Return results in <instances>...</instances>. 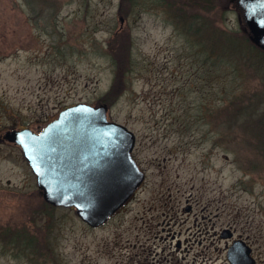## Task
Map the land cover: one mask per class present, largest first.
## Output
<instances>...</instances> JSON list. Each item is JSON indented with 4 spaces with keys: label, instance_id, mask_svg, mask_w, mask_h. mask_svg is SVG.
I'll return each instance as SVG.
<instances>
[{
    "label": "rangeland",
    "instance_id": "1",
    "mask_svg": "<svg viewBox=\"0 0 264 264\" xmlns=\"http://www.w3.org/2000/svg\"><path fill=\"white\" fill-rule=\"evenodd\" d=\"M160 2L0 0V264H230L214 231L264 264V50L230 0L186 6L248 52L212 67L173 23L179 1ZM78 102L107 104L144 172L96 227L46 203L20 146L2 139Z\"/></svg>",
    "mask_w": 264,
    "mask_h": 264
},
{
    "label": "water",
    "instance_id": "2",
    "mask_svg": "<svg viewBox=\"0 0 264 264\" xmlns=\"http://www.w3.org/2000/svg\"><path fill=\"white\" fill-rule=\"evenodd\" d=\"M230 1L249 40L264 50V0ZM107 108L105 102H78L60 109L38 132L25 127L2 133L3 140L20 146L43 200L73 207L91 227L115 213L144 179L131 155L134 133L107 119ZM226 258L230 264H256L240 237L232 240Z\"/></svg>",
    "mask_w": 264,
    "mask_h": 264
},
{
    "label": "trees",
    "instance_id": "3",
    "mask_svg": "<svg viewBox=\"0 0 264 264\" xmlns=\"http://www.w3.org/2000/svg\"><path fill=\"white\" fill-rule=\"evenodd\" d=\"M178 1L179 2H174L176 9L172 12V16L174 17L173 23L180 30H182V32H184V34L187 38L190 39V41H194L193 44L199 47L205 60H210L212 67L219 63L226 64V66L232 67L233 61H235H230L232 60V56L240 57L243 53L242 51H244L245 48L241 49L242 46H238L236 42L226 37H223L224 40H222V42L219 41L218 36L216 37L217 32L214 27L207 26L205 28L206 25H209L208 21L206 23H202L201 21H199L201 20L199 16L196 19L193 14L192 18L187 15L188 11L186 9V6H189L190 9H193L196 5H200L199 7L207 9L209 0H194L190 3L183 1L181 2V0ZM127 2L129 4V6H127V12H129V10L136 9L138 5L143 4L142 0H127ZM154 3L161 4L160 0H154ZM124 12L126 14V9L124 10ZM193 24H196V26H194ZM234 69H236L235 66ZM230 97L231 96L229 95V99Z\"/></svg>",
    "mask_w": 264,
    "mask_h": 264
},
{
    "label": "flooded vegetation",
    "instance_id": "4",
    "mask_svg": "<svg viewBox=\"0 0 264 264\" xmlns=\"http://www.w3.org/2000/svg\"><path fill=\"white\" fill-rule=\"evenodd\" d=\"M190 208L191 207L189 206L188 207V210H190ZM213 234H217V236L219 238H224V242H225V244H224V250H225V253H226L227 248L229 246V243H231V241L234 239V236L232 235V236H230V238H227V237L223 236V234L221 233V231H218V232L217 231H214Z\"/></svg>",
    "mask_w": 264,
    "mask_h": 264
}]
</instances>
